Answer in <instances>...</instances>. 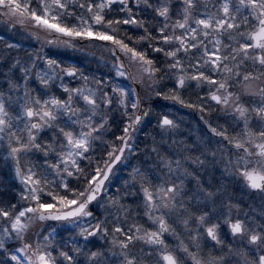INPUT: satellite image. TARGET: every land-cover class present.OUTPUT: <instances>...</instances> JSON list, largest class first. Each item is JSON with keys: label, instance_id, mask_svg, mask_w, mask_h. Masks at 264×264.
I'll return each mask as SVG.
<instances>
[{"label": "snow or ice", "instance_id": "snow-or-ice-1", "mask_svg": "<svg viewBox=\"0 0 264 264\" xmlns=\"http://www.w3.org/2000/svg\"><path fill=\"white\" fill-rule=\"evenodd\" d=\"M0 264H264V0H0Z\"/></svg>", "mask_w": 264, "mask_h": 264}]
</instances>
